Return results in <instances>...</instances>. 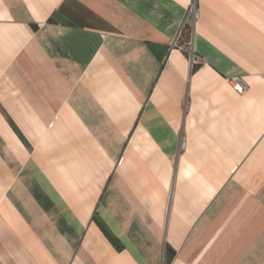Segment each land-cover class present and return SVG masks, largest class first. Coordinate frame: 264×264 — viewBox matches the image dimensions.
<instances>
[{
  "label": "crops",
  "instance_id": "crops-1",
  "mask_svg": "<svg viewBox=\"0 0 264 264\" xmlns=\"http://www.w3.org/2000/svg\"><path fill=\"white\" fill-rule=\"evenodd\" d=\"M190 1L0 0V264H264V0Z\"/></svg>",
  "mask_w": 264,
  "mask_h": 264
},
{
  "label": "built area",
  "instance_id": "built-area-1",
  "mask_svg": "<svg viewBox=\"0 0 264 264\" xmlns=\"http://www.w3.org/2000/svg\"><path fill=\"white\" fill-rule=\"evenodd\" d=\"M188 12L192 18L195 16V3L194 0H191L188 4ZM175 44V43H173ZM227 82L231 86V88L237 92H241L245 89L246 83L245 81L240 77H230L227 78Z\"/></svg>",
  "mask_w": 264,
  "mask_h": 264
}]
</instances>
